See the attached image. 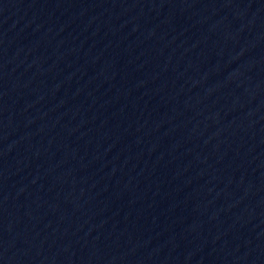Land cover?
Instances as JSON below:
<instances>
[{
    "label": "water",
    "instance_id": "water-1",
    "mask_svg": "<svg viewBox=\"0 0 264 264\" xmlns=\"http://www.w3.org/2000/svg\"><path fill=\"white\" fill-rule=\"evenodd\" d=\"M0 264H264V0H0Z\"/></svg>",
    "mask_w": 264,
    "mask_h": 264
}]
</instances>
